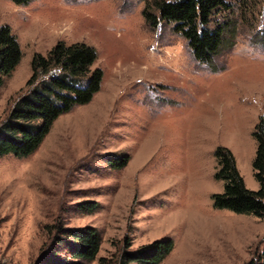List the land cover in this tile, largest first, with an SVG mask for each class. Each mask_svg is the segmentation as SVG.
<instances>
[{
	"label": "rangeland",
	"instance_id": "1",
	"mask_svg": "<svg viewBox=\"0 0 264 264\" xmlns=\"http://www.w3.org/2000/svg\"><path fill=\"white\" fill-rule=\"evenodd\" d=\"M151 0H0V28L17 37L22 59L0 86V123L32 76L37 54L60 42L91 46L104 73L92 103L57 119L29 158L0 157V264H34L46 224L99 228L98 257L170 238L160 264H243L264 248V218L213 208L214 152L229 150L249 191L264 120V0H227L213 21L234 33L210 65L186 41L145 18ZM130 156L121 170L111 157ZM101 209L83 215L78 205Z\"/></svg>",
	"mask_w": 264,
	"mask_h": 264
},
{
	"label": "trees",
	"instance_id": "2",
	"mask_svg": "<svg viewBox=\"0 0 264 264\" xmlns=\"http://www.w3.org/2000/svg\"><path fill=\"white\" fill-rule=\"evenodd\" d=\"M227 0H151L145 12L146 22L155 28L160 22L172 26L187 43L196 62L210 65L234 36L228 22L213 21L215 14L227 10ZM97 51L85 44L67 46L60 42L47 56L37 54L31 63L32 76L20 90L9 114L0 123V157L29 158L36 153L52 131L57 119L77 106L92 103L102 89L104 73L93 69ZM22 59V50L10 27L0 28V86L12 76ZM252 136L256 149L252 173L258 183L254 192L245 188L229 150L218 147L215 179L223 182L221 193L212 196L213 208L246 213L264 218V120L260 119ZM130 156L111 157L110 167L121 170ZM83 215H93L101 207L97 202L78 206ZM47 239L34 264H92L102 247L98 227L66 226L64 220L46 224ZM131 242L113 262L102 264H160L172 251L170 238L155 240L130 249ZM264 246V245H263ZM243 264H264V248L255 259Z\"/></svg>",
	"mask_w": 264,
	"mask_h": 264
}]
</instances>
